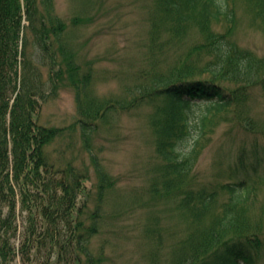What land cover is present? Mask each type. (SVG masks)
I'll return each instance as SVG.
<instances>
[{
  "label": "trees",
  "instance_id": "obj_1",
  "mask_svg": "<svg viewBox=\"0 0 264 264\" xmlns=\"http://www.w3.org/2000/svg\"><path fill=\"white\" fill-rule=\"evenodd\" d=\"M150 3L148 49L133 81L123 96L100 99L90 65L73 48L75 29L93 18L76 13L69 22L53 0H0V264H16L18 256L24 264H108L114 228L107 224L124 214L107 208L119 178L92 140L114 113L155 100L159 160L146 193L152 206L176 204L190 228L171 264H256L264 256V236L245 213L258 181L254 174L264 167V123L250 106L253 88L264 91V72L255 80L246 74L231 88L249 73L253 58L214 26L236 28L235 2ZM193 30L198 37L187 45ZM257 64L264 69V62ZM63 83L76 91L77 119L67 126L42 124L48 87L57 94ZM210 118L232 123L231 135L242 133L223 142L219 173L206 181L197 166L214 141ZM226 192L218 216L215 208ZM212 211L215 223L203 227ZM149 227L145 233L153 237Z\"/></svg>",
  "mask_w": 264,
  "mask_h": 264
},
{
  "label": "rangeland",
  "instance_id": "obj_2",
  "mask_svg": "<svg viewBox=\"0 0 264 264\" xmlns=\"http://www.w3.org/2000/svg\"><path fill=\"white\" fill-rule=\"evenodd\" d=\"M237 10L238 24L229 30L225 23L214 24L217 31L229 33L233 46L241 48L243 54L252 56L249 73L239 75L236 84L241 85L248 74L252 80L264 72L258 63L264 62V5L257 0H232ZM56 12L71 21L76 13L93 18L89 24L75 29L73 48L79 51L80 61L93 71L92 90L100 99L123 96L127 83L133 81V70L139 65L147 52V40L152 12L150 0H53ZM196 31L186 36V43L193 44L197 38ZM252 52V53H251ZM250 53V54H248ZM165 61H163V68ZM198 70H201L198 68ZM48 72L46 71V77ZM57 94L48 87L39 120L47 126H67L78 116L77 94L74 88L63 83ZM251 112L264 123V91L261 86L253 88ZM158 101L142 102L131 111L114 113L111 123L94 135L93 145L100 150V158L107 170L119 178L112 190L107 208L117 209L124 217L110 219L107 226L114 228L111 234L114 246L111 247L108 264H171L173 257L184 248V242L190 231L188 217L176 204L152 206V200L146 188L154 176L158 156L154 137V120L159 108ZM197 114V112H196ZM213 130L214 141L199 156L197 169L201 178L212 180L220 170L219 148L230 136H240L242 132L229 130L232 123L219 119H208ZM83 155L82 151H77ZM84 154L87 152L83 151ZM89 159V158H87ZM155 167V168H154ZM264 175V167L254 174L258 181L245 208L249 224L255 225L264 236V182L259 178ZM211 177V178H210ZM226 180L225 175L220 176ZM95 182L89 183L91 187ZM142 194V195H141ZM228 193L221 195L215 213L221 216ZM206 220L203 227L212 226L217 214ZM21 229L24 222L21 220ZM153 226V237L147 236L145 230ZM159 238L160 241H159ZM19 243V241H18ZM16 264H24L18 256ZM256 264H264V257Z\"/></svg>",
  "mask_w": 264,
  "mask_h": 264
}]
</instances>
